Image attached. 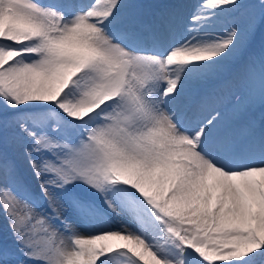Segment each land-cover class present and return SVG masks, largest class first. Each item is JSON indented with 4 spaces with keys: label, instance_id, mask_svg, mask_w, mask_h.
<instances>
[{
    "label": "snow or ice",
    "instance_id": "obj_1",
    "mask_svg": "<svg viewBox=\"0 0 264 264\" xmlns=\"http://www.w3.org/2000/svg\"><path fill=\"white\" fill-rule=\"evenodd\" d=\"M0 264H264V0H0Z\"/></svg>",
    "mask_w": 264,
    "mask_h": 264
},
{
    "label": "rangeland",
    "instance_id": "obj_2",
    "mask_svg": "<svg viewBox=\"0 0 264 264\" xmlns=\"http://www.w3.org/2000/svg\"><path fill=\"white\" fill-rule=\"evenodd\" d=\"M153 2H150L151 3H156V2H159V0H152ZM256 115L258 116L259 115V110L257 109V112H256Z\"/></svg>",
    "mask_w": 264,
    "mask_h": 264
},
{
    "label": "bare ground",
    "instance_id": "obj_3",
    "mask_svg": "<svg viewBox=\"0 0 264 264\" xmlns=\"http://www.w3.org/2000/svg\"><path fill=\"white\" fill-rule=\"evenodd\" d=\"M144 3L150 4V2H153L152 0H143Z\"/></svg>",
    "mask_w": 264,
    "mask_h": 264
}]
</instances>
